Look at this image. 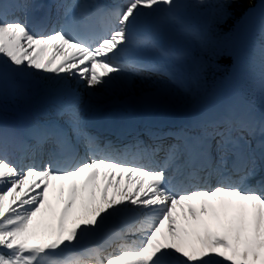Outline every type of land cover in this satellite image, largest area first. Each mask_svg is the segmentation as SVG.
I'll return each instance as SVG.
<instances>
[{"label": "snow or ice", "instance_id": "6c2138e0", "mask_svg": "<svg viewBox=\"0 0 264 264\" xmlns=\"http://www.w3.org/2000/svg\"><path fill=\"white\" fill-rule=\"evenodd\" d=\"M237 2L196 5L218 25ZM40 7L0 0V264H264V45L251 100L199 111L175 143L149 125L113 141L94 130L98 92L153 76L190 91L178 71L143 59L182 62L152 34L154 19L202 46L204 34L183 23L182 0H53L33 25L17 15ZM35 95L44 111L6 122L10 103Z\"/></svg>", "mask_w": 264, "mask_h": 264}, {"label": "bare ground", "instance_id": "6f19581e", "mask_svg": "<svg viewBox=\"0 0 264 264\" xmlns=\"http://www.w3.org/2000/svg\"><path fill=\"white\" fill-rule=\"evenodd\" d=\"M161 16H162L161 24L165 28H168L169 25L172 23L168 22V20L163 15H161ZM66 23L70 24V21L66 20ZM189 27L191 29H193L191 26H189ZM177 30L180 32V35L177 39V41H179V43H180V38L182 36H185L186 34H184L179 28ZM173 31H175V30H173ZM173 31H171V32H173ZM174 44H175V41L174 42L171 41L168 45V48L171 52H172V46ZM147 62L163 64L166 67H168L172 70H175V71H178V66H179V68H180L179 73L181 74V71H182V62L176 63L172 59L165 60V59H162L161 57L158 56V57H154L153 60H147ZM97 71L101 72V70L99 68H97ZM181 75L183 76L184 73ZM75 85H77L76 89L79 91V93L81 95H85V97H86V92L89 90L84 88L83 82H79V81L74 82L73 86H75ZM118 88H120V89H118ZM143 93L147 94L148 98H150V101L163 103L165 105L166 109L173 108L178 101H180V100L183 101L185 99V91L183 89L177 87L175 84H172L171 82L167 81L166 79H161L159 77L153 76V77L148 78V79L137 78L135 81V87L132 89L131 92H127L119 86L115 87L114 90L100 91V92H98L97 101L99 103L109 102V101L124 99V98L129 97L130 95L134 96L136 94L137 95L141 94V95H139V97H142V96H144V95H142ZM114 103H116V102L109 103L108 105L112 106V104H114ZM24 105L25 104H22L20 106H24ZM12 106H14V105L11 103L8 105V107H12ZM40 106H45V105L43 103L36 105L35 109H40ZM177 110L181 112L180 109L177 108ZM33 112H35V111H33ZM20 113L25 114V115L29 114L28 111H25V112L20 111ZM36 113L39 114V110L36 111ZM6 116H8L9 119H12L13 122L15 120L19 119L17 112H14V111L9 112ZM143 122H144L143 120L138 121V123H143Z\"/></svg>", "mask_w": 264, "mask_h": 264}, {"label": "trees", "instance_id": "16d2710c", "mask_svg": "<svg viewBox=\"0 0 264 264\" xmlns=\"http://www.w3.org/2000/svg\"><path fill=\"white\" fill-rule=\"evenodd\" d=\"M254 1L255 0H238V2L234 4L233 7L230 9V11L232 12V16L229 18V20L238 18L245 11L246 8H248L254 3ZM226 26H227V22L224 24H218V25L216 24L214 32L212 33L210 39V43L214 46L213 47L211 45V47L213 49H216V53H217L216 58L218 59V62L221 63H223V60L224 62H226L227 60L225 57V53L223 52L224 51L223 45L221 44V37L227 30ZM206 71L208 74V78L212 79V76L216 75V66L207 67Z\"/></svg>", "mask_w": 264, "mask_h": 264}, {"label": "rangeland", "instance_id": "374dc122", "mask_svg": "<svg viewBox=\"0 0 264 264\" xmlns=\"http://www.w3.org/2000/svg\"><path fill=\"white\" fill-rule=\"evenodd\" d=\"M196 5V2L194 3V6ZM192 12H194L192 9H191ZM213 12L214 10L211 9V8H207V9H203L201 11V14L198 15V20L200 21L201 24L197 25V31L198 32H201L202 34L207 35L209 33V31H212V27L214 25V16H213ZM202 15H203V19H202ZM233 25V23H232ZM229 30L226 34H224V42H225V45H227V47L229 46V42H230V36H231V27H228ZM196 40L192 39L190 36L188 37L187 40H184L183 41V45L185 47V51H187L188 53L191 52V50L194 48V43H195ZM230 75H232V72H230ZM234 76V75H233ZM239 76V75H238ZM239 79V78H238ZM239 81V80H238ZM232 82V79L229 78L228 79V83H231ZM120 89V88H118ZM141 95V94H139ZM139 95H134L135 97H138V98H142L140 99V101L143 100V98H148V96L146 94H142L144 96L142 97H139ZM133 95H130L129 97H127V99L129 98H133L134 97ZM98 102V101H97ZM146 102V100H145ZM99 103V102H98Z\"/></svg>", "mask_w": 264, "mask_h": 264}]
</instances>
